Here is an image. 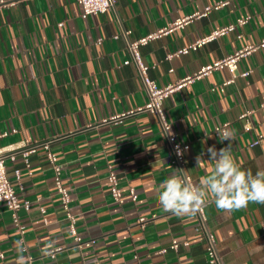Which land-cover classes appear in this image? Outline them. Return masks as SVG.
<instances>
[{
    "label": "crops",
    "instance_id": "1",
    "mask_svg": "<svg viewBox=\"0 0 264 264\" xmlns=\"http://www.w3.org/2000/svg\"><path fill=\"white\" fill-rule=\"evenodd\" d=\"M0 1L9 3L0 7V148L51 140L71 189L77 230L92 241L79 246L74 240L55 169L41 147L30 154V167L22 155L6 161L13 186L31 208L18 211L27 227L22 240L0 202V264H210L196 215L167 213L158 202L159 185L177 169L157 116L143 112L102 121L147 101L135 65L125 62L122 27L137 40L224 0H117L115 11L87 17L77 0ZM231 24L235 28L224 35L171 56ZM263 41L264 0H231L140 51L150 77L163 87ZM238 70L235 76L226 67L213 69L164 100L171 133L190 144L185 157L193 183L214 167L196 163L200 154L209 159L213 145L219 150L230 144L237 162L253 174L264 170V46L241 57ZM245 111L250 113L241 118ZM225 122L231 139L221 142L215 127ZM260 134L262 141L251 146ZM110 168L118 173L122 204L113 199ZM206 214L226 264H264V204L223 211L209 201ZM174 239L180 242L176 249Z\"/></svg>",
    "mask_w": 264,
    "mask_h": 264
},
{
    "label": "built area",
    "instance_id": "2",
    "mask_svg": "<svg viewBox=\"0 0 264 264\" xmlns=\"http://www.w3.org/2000/svg\"><path fill=\"white\" fill-rule=\"evenodd\" d=\"M231 0H224L216 3L215 5H209L205 7L204 11L197 12L192 16H188L183 19H177L174 23L165 29H161L160 31L150 33L144 37H141L137 40L129 39L130 30L122 27L121 34L124 36L126 40V46L129 52V57L125 60L126 63H133L138 71V74L142 80L144 90L147 94V101L144 105L133 109L128 112L118 113L104 119L103 123L110 122H120L125 117L129 115H134L136 113L143 112H151L154 113L161 125L162 132L164 133L167 142L170 148L171 154V162L176 167V169L186 170V157L185 153L190 148V144L188 142H183L178 140L175 135L171 133V123L168 120L164 108V100L174 91L183 87L184 85L191 83L196 77H200L204 74L211 72L213 69L219 67H226L233 75H238V64L241 57L252 53L257 48L264 46V41L257 45H247L242 49H239L235 53L225 57L224 59L215 61L212 64L203 67L201 71L195 75V77H187L182 81H178L176 83L168 84L166 86H159L158 83L152 79L148 73V65L144 62L142 58V54L140 51V47L144 44H147L151 39L156 37H160L161 35L168 33V31L172 30L175 27H181L189 20H191L195 16L207 15L213 8L218 9L224 5L230 3ZM77 2L82 6L83 12L82 16L87 17L91 14L105 13L108 11L116 10V2L117 0H77ZM9 4L6 1H0V7L2 5ZM248 18L239 19V24H244L248 21ZM235 28L234 24L228 25L227 27L217 29L212 31L209 35L205 37H201L197 39L194 43H192L189 47H185L183 49L178 50L176 53L171 54V56L176 55L178 53L187 52L190 48H196L198 46L203 45L205 42L210 41L218 36L224 35L228 31H231ZM248 72L241 73L240 75H247ZM250 112L245 111L240 116L244 118L248 116ZM228 122L218 124L215 127L216 135L220 136L219 133H228ZM247 128H251V126H247ZM219 132V133H218ZM262 135H258L257 138L251 142V146H254L262 141ZM51 140L35 143L32 145H9L3 148H0V202H4L9 210L12 213L13 223L21 235V239L24 240L25 233L27 231L26 225L23 223L18 211L20 208H25L29 210L31 208V202L29 200H21L19 194L17 193L15 187L13 186L12 180L10 179L7 171L6 161L8 159L15 160L18 155H22L26 165L30 167L29 156L33 152L37 151L39 148L43 147L47 150L48 159L55 169V186L57 193L60 195L62 206L65 211L66 218L69 220V228L70 232L74 237V240L78 243L79 246H90L92 241H84L82 236L79 234L76 225V215L73 213L71 209V189L64 183L62 178V165L57 162L58 157L56 153H54L50 149ZM178 151H182V155H178ZM187 171V170H186ZM16 176L18 178L21 177V170H15ZM189 179L192 181L191 175L188 173ZM107 179L110 183V190L113 196V199L116 203L122 204L125 201V197L123 196L121 187H120V179L118 173L110 168ZM193 182V181H192ZM131 197L136 199L137 195L134 189L131 190ZM206 205L202 207L201 211L196 214V230L198 231L199 238L206 242V254L207 259L210 264H226L224 260V256L219 250L218 241L214 231L208 224L207 214H206ZM41 210L45 212V207L41 206ZM47 220V219H46ZM146 220L145 217H140L139 222H144ZM180 242L177 239H174L172 242V248H178ZM185 244H188L185 241ZM61 248L57 247L52 250L51 255L54 256L57 251ZM0 256L4 257V253L0 251ZM141 264V263H139Z\"/></svg>",
    "mask_w": 264,
    "mask_h": 264
},
{
    "label": "clouds",
    "instance_id": "3",
    "mask_svg": "<svg viewBox=\"0 0 264 264\" xmlns=\"http://www.w3.org/2000/svg\"><path fill=\"white\" fill-rule=\"evenodd\" d=\"M219 135L221 142L231 139L226 132ZM207 154L208 160H204L203 154L196 157L198 168L205 161L214 162V167L207 169L208 174L198 182L189 179L188 171L178 169L159 185L158 202L165 212L176 216L196 215L209 201L223 211L238 210L249 203L264 204V170L253 174L243 169L231 154L230 144L219 150L213 145Z\"/></svg>",
    "mask_w": 264,
    "mask_h": 264
}]
</instances>
